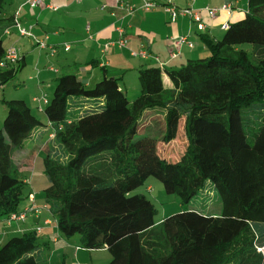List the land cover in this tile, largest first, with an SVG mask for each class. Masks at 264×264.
Masks as SVG:
<instances>
[{
	"label": "trees",
	"instance_id": "16d2710c",
	"mask_svg": "<svg viewBox=\"0 0 264 264\" xmlns=\"http://www.w3.org/2000/svg\"><path fill=\"white\" fill-rule=\"evenodd\" d=\"M5 4L0 0V86L22 67L20 53L15 62L5 59L13 44L3 37L17 24L3 15ZM166 4L177 10L174 18L165 11L170 19L192 8ZM223 30L219 39L201 34L209 54L178 68L140 65L132 100L122 76L104 68L92 85L73 72L57 76L39 105L43 119L25 100L1 98L0 220L30 193L17 153L47 132L63 155L40 142L41 151L47 146L43 205L61 234H77L84 248H106L105 264H264V0H248L243 17ZM142 49L146 55L136 56L149 55ZM146 114L151 121L143 124ZM149 176L182 205L196 197L203 205L154 223V204L134 192ZM39 232L9 236L0 264H37L49 249Z\"/></svg>",
	"mask_w": 264,
	"mask_h": 264
},
{
	"label": "crops",
	"instance_id": "0c3cea01",
	"mask_svg": "<svg viewBox=\"0 0 264 264\" xmlns=\"http://www.w3.org/2000/svg\"><path fill=\"white\" fill-rule=\"evenodd\" d=\"M155 1L158 5L154 9L143 10V0H43L42 5L35 7L29 6L27 0H6L3 15L13 16V20L21 27L29 29L32 35L21 36L17 27L11 26L4 37L7 38V43L19 48L22 66H25L28 60L26 55L34 53L35 50H38L40 55L39 66L40 61L49 62L54 57L56 63H61V70L51 65L48 72L42 74V71H39L38 79L41 82H54L57 76L54 77L53 74L59 76L67 70L68 73H75L84 83L92 85L104 69L107 73L122 76L124 82L128 71L138 72L137 68L143 64H157L174 69L189 58L208 55V49L200 35L221 38L226 23L243 17L248 0L170 1L176 7L189 6L198 10L204 23L203 29H198L197 24L186 15L170 19L164 9L167 0ZM225 3L232 5L230 14L220 9L211 17L203 10L205 6L218 8ZM117 27H122L125 32L123 46L116 42L119 38ZM180 35H185L193 45L189 47L187 44H177L174 38ZM39 42H43L44 46H40ZM65 44L69 45L68 50L62 48ZM142 48L147 49L148 56L131 54L132 51ZM52 49L56 51L53 53ZM172 51L177 53L174 57L170 56ZM43 53L45 56H42ZM62 53L64 56H61ZM68 58L72 59L71 63L69 60L62 63ZM32 101L34 102L33 98ZM38 102L42 106V102ZM42 136L28 140L24 148L17 153L19 165L27 166L33 162L40 152ZM23 177L27 183L31 182L28 176ZM29 192L32 190L29 189ZM26 202L27 199L21 206ZM43 204V195L41 197L35 193L34 206L40 208ZM37 227L40 228L42 241L49 244L47 256L50 264H105L111 258L106 248H84L71 237L61 234L50 211L44 208L39 213L30 211L24 221L8 222L1 219L0 245L13 234ZM95 252H101V255L97 256Z\"/></svg>",
	"mask_w": 264,
	"mask_h": 264
},
{
	"label": "rangeland",
	"instance_id": "374dc122",
	"mask_svg": "<svg viewBox=\"0 0 264 264\" xmlns=\"http://www.w3.org/2000/svg\"><path fill=\"white\" fill-rule=\"evenodd\" d=\"M3 39L5 44L10 45V43H7L6 37H3ZM42 56H45L44 53L42 54ZM61 56H64V54L62 53ZM26 57L28 59L26 65L22 66L18 70L15 78L9 81L8 83H6L5 85L0 86V127L2 126L3 119L6 115V107L1 103V98L3 97L6 99L24 98L25 102L32 109L33 114H35L40 119H43L44 114L39 112L40 108H39L38 99L41 98V95L46 96V98H50L55 83L52 81H47L45 83L39 81L38 73L39 71H42V74L48 72L49 71L48 67L51 65H54L60 70L62 69L61 63L55 62L56 60L55 57L50 59L49 62L46 60L40 61V66H39L38 63H39L40 55L38 53V50H35L34 53H28ZM68 60L71 63L72 59L69 58L62 63H65ZM63 73H68V71L64 70ZM118 74L120 75L121 73ZM53 76L56 77L58 76V74H53ZM121 84H124L126 86L125 90L127 97L130 100L135 98L139 94L138 72L128 71V74L125 76L124 82L121 81ZM32 98L34 102L32 101ZM43 105L44 104H42V106ZM150 121H151V114H146L143 118L142 123L143 124L144 122L149 123ZM176 139L177 141H179L180 137L178 136ZM43 140L45 141V144L51 145V147L53 148V151L52 150L51 151L54 155H57L59 157L63 155L61 149L59 150L57 148V144L53 140H49L47 132L44 133ZM41 143L43 144V142ZM41 147H42V151L47 149L46 145L45 146L43 145ZM163 147L164 146H161L159 151L160 150L161 152L164 151ZM42 151L40 150V152L34 157L33 162L31 161L29 165L27 166H25V164L19 165V174L21 176H28V178L31 179V182L26 184L25 192H27L30 189L32 190V192H34V194L35 193L40 194L41 197H42V190L44 186L47 185L48 183L43 172L42 157L44 156V154L42 153ZM181 152L182 150L178 149L175 150L174 153L175 155H178L181 154ZM16 159H18V157H16ZM134 192L145 194L154 204L156 208V213L153 217V221L156 224H158L162 220V218L166 217L167 215L173 214L183 209L198 207L203 205L201 199H198L197 197L190 204L182 205L178 197L175 194L167 193L164 190L161 181L154 176L147 177L145 182L142 185L138 186L134 190ZM216 203L217 202H215V204ZM71 239L79 243V237L77 234L72 235ZM95 253L97 256L101 255V252H95ZM47 255H48L47 252L42 253L43 259L40 258L37 264H50Z\"/></svg>",
	"mask_w": 264,
	"mask_h": 264
},
{
	"label": "built area",
	"instance_id": "2783aa9c",
	"mask_svg": "<svg viewBox=\"0 0 264 264\" xmlns=\"http://www.w3.org/2000/svg\"><path fill=\"white\" fill-rule=\"evenodd\" d=\"M168 2H170V0H167ZM27 3L29 4V6L31 7H35V6H38V5H42L43 4V0H27ZM144 10H150V9H153L156 7V4L153 0H143V4L141 6ZM165 11L170 14V16L172 18H174L176 16V11L174 9V7L170 6V5H165ZM226 10L227 13H231L232 11V5L230 3H225L223 4L221 7H218V8H213V7H209V6H206L203 8V10L207 11L209 13V15L211 17H214L216 12L219 11V10ZM180 13H182V15H189L190 17L193 18V20H195L197 22V26L199 29H203L204 28V23L201 21V18H200V15H199V11L198 10H193L192 8H186V9H183L182 11H180ZM17 23V21H16ZM17 27V31L20 35H23V36H31V32L29 29L27 28H24V27H21L18 23L15 25ZM225 27V26H224ZM117 31H118V34H119V38L116 40V42L120 45V46H123L124 43H125V40L123 38V28L121 27H117ZM174 41L177 43V44H182V43H187L188 46H192L193 44L188 41L187 37L186 36H175L174 38ZM40 46H44V43L43 42H40ZM69 49V45L68 44H65L64 45V50H68ZM55 49H52V52H54ZM132 55L136 56V55H139V56H145L146 55V52L144 49H140L139 51H132L131 52ZM177 53L176 52H171L170 53V56L171 57H174ZM19 57V48L13 46V45H10L9 47H7L6 49V52H5V59L7 61H11V62H15ZM38 101H43V102H46V99H45V96L41 97L40 99H38ZM53 135L52 134H49V137H52ZM44 208V209H47L45 205H43L42 207L38 208V207H35L34 206V194L33 193H29L28 194V197H27V202L26 204L18 211L16 212H12L10 213L8 216H7V221L10 222V221H24L26 219V216L27 214L30 212V211H34L35 213H39V211ZM37 231L40 230L39 227L36 228ZM258 251L261 252V254L263 255L264 257V244L260 247H258Z\"/></svg>",
	"mask_w": 264,
	"mask_h": 264
}]
</instances>
